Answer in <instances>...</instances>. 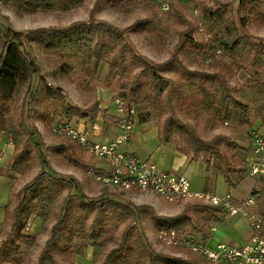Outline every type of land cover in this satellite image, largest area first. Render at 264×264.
Masks as SVG:
<instances>
[{
	"label": "rangeland",
	"instance_id": "1",
	"mask_svg": "<svg viewBox=\"0 0 264 264\" xmlns=\"http://www.w3.org/2000/svg\"><path fill=\"white\" fill-rule=\"evenodd\" d=\"M242 1L192 0L189 3L174 2L168 12L161 11L158 3L153 0H124L115 8L109 6L107 0H60L48 9H37L32 12H26L12 4H5L0 1V23L11 30L22 33L41 28L66 29L81 23L91 27L104 24L121 33L124 40V57L126 64L131 69L129 80L139 76L143 69L141 63L132 65L134 58L140 57L146 60L150 68L154 69L159 76L175 85L176 92L173 95V104L177 118L192 126L203 141H210L218 136L224 140L221 144L222 150L230 159L231 164L229 180L238 184L228 186L222 177L216 181L213 179L206 181L204 167L207 166L213 173H216L217 161L211 157L200 155L199 158L202 160L198 158L194 164H191L194 169L185 173L191 184V189L196 192H202L206 189L215 194L229 192L236 199H241L246 195L248 196L255 185V179L248 175L245 162L246 154L250 153L248 133L250 130H256L264 135V123L252 116L254 110L264 101V88L252 87L248 81L250 77L257 74L259 69L245 66L233 78L228 79L230 96L246 105V112L230 110L228 115L222 117L214 111H203L198 113L196 118H193L192 115L183 113L178 106L179 95L189 94L190 88L187 86L188 83L181 78L180 66L177 64H181L187 71L213 72V69L206 65L201 57L203 48L208 54L213 53L210 41L214 38V34L213 32L210 34L209 28L204 25V17L209 9L215 11L223 8L226 21L232 22L238 28L240 36H252L264 41V26L257 27L250 22L246 17V8ZM142 22L146 24L144 29L132 28L136 23ZM88 36L96 39L97 30L90 32ZM188 38H191L192 42L195 43L187 42ZM102 39L107 42V36L104 34ZM27 46L36 60L39 76L36 75L28 83L19 86L17 91L1 105L7 106L9 113L14 114L17 126L20 125V115L24 114L29 128L38 135L45 160L50 168L64 180L60 187L61 196L58 197L56 204L52 207L53 214L58 212V204L69 190L72 194L71 203L72 205L75 204L76 195L69 180L78 185V190L84 196L107 205V219L104 221L99 241L102 245L94 247L95 254L87 264H100L107 252L118 245L122 233L128 226L133 228L132 247L136 245L135 234L142 232L146 242L158 255H165L194 264H209L202 259L199 260L185 249L168 247L158 242L155 237L156 226L148 216L143 215L138 222H134L130 218H124L121 212L114 208L113 204L118 202L131 206H146L151 208L156 216L160 217H175L190 208L187 212L197 228L204 224L206 212L201 211L202 207L193 206L195 204L168 205L153 195H141L133 191L120 192L115 188L103 186L95 182L92 172H96L95 165L105 170L106 164L87 154L69 139L53 135L50 132L51 119L60 122L65 121V117L60 114L62 103L75 106L81 110L92 109L95 114L100 112L104 118L108 119L106 111L99 107H108L113 112V106L110 103L111 93L127 94L125 89L120 88V83L117 80L109 77L108 66L102 62L97 68H94L92 62L85 64L83 57L76 58L68 55L63 60L70 65L71 69L67 74L59 75L54 73L53 67L45 58L43 53L44 41H30ZM261 61L264 62V54L261 55ZM216 63L227 64L228 59L222 55L216 59ZM151 81L153 79L150 78L148 72L142 74L140 83ZM123 82H128V80L125 81L124 79ZM48 88L59 89L64 100L60 101L48 96L46 94ZM165 90H167V86ZM160 100L164 106L163 95H161ZM140 108L137 110L136 122L148 123L151 127L148 133H152L154 137L142 142L141 144L145 149H140V152L136 154L141 159L147 158L159 166V158L168 157L180 144L175 137L170 143L162 142L156 134L155 130L157 129L159 132L167 114L160 116L158 111L146 107ZM40 114H46L45 120L40 118ZM135 126L133 132H138L139 125L136 128ZM12 141L11 135L3 134L0 141L1 150L4 149L6 153L7 149L4 148V145L11 144L13 147ZM228 146L230 151H228ZM28 151L30 157L27 160L28 171L26 173L23 175L12 173V179L0 177V245L7 243V235L14 220L12 210L19 200L18 190L31 182L40 172L41 164L36 147L28 146ZM5 153L2 151L0 159ZM12 154L7 164L1 163L2 165H0V169L6 170L7 173L12 164ZM187 157L190 158L191 156ZM182 172L183 170H181ZM75 209L76 207L72 209L74 217L82 218V213ZM91 218L92 215L89 214L86 226H88ZM35 219L36 217L32 216L23 230V234L34 238L35 243L31 247L21 246L17 254L20 264H36L38 254L44 246V244L43 246L39 244L38 239L43 237L38 235L46 234L49 236V229L55 221L54 215H52L48 224L42 225L39 234H35L32 228ZM212 226L216 228V231L211 235V243L221 242L237 246L244 243L249 235L248 228L238 218L223 220L222 223H212L201 236L192 231L190 235L197 239H203L204 236L206 238ZM14 242L18 243L19 239L15 237ZM83 243V241L75 240L74 245L81 246ZM53 251L58 259L63 258L60 249L56 248ZM79 257L81 256L72 257L70 263L77 264L76 260H79Z\"/></svg>",
	"mask_w": 264,
	"mask_h": 264
},
{
	"label": "trees",
	"instance_id": "2",
	"mask_svg": "<svg viewBox=\"0 0 264 264\" xmlns=\"http://www.w3.org/2000/svg\"><path fill=\"white\" fill-rule=\"evenodd\" d=\"M0 1L12 4L26 12H32L37 9H48L60 0ZM122 2L124 0H107L108 5L114 8ZM242 3L246 8V17L250 22L257 27L264 26V0H243ZM204 18V25L209 28L210 34L212 32L214 34V38L210 41L213 53L208 54L203 48L201 57L204 63L213 69V72L187 71L181 64H177L180 66L181 78L188 83L187 86L190 88L189 94L179 95L178 106L183 113H188L193 118L203 111H214L222 117L228 115L230 110L246 112L247 106L230 96L228 79L233 78L245 66L253 69L258 68L257 74L250 77L248 81L252 87L264 88V62L261 61V55L264 54V41L252 36H240L238 28L232 22L226 21L223 8L215 11L207 10ZM145 26L146 24L142 22L136 23L132 28L142 30ZM96 30V39L88 36L90 32ZM103 34L107 36V42L102 39ZM188 39L187 42L195 43L191 38ZM30 41H44L45 58L53 67L54 73L59 75L67 74L71 69L70 65L63 60L68 55L76 58L81 56L84 58L85 64L92 62L94 68L104 62L108 66L109 77L117 80L120 83V88L127 91V94L120 96L133 103L136 110L146 107L158 111L160 116L167 114L158 132V137L162 142L170 143L175 137L180 144L177 151L182 155L191 156L195 160L200 155L215 159L217 161L216 171L224 176L228 186L234 185L229 180L231 175L230 159L223 152L221 146L224 140L218 136L210 141H203L192 126L177 118L173 104L175 85L159 76L154 69L150 68L146 60L140 57L134 58L132 65L141 63L143 69L139 76L129 80L131 69L126 64L124 57L123 35L111 26L101 24L91 27L81 23L66 29L41 28L22 33L11 30L0 23V141L3 134L11 135L13 140L10 170L7 173L6 170L0 169V177L12 179V173L23 175L28 171L27 160L30 157L28 146L36 147L41 164L40 172L17 192L19 200L12 210L14 220L7 235V243L0 245V263L20 264L17 254L21 246L31 247L34 245V238L23 234V230L32 216L41 218L43 225L48 224L52 215L55 219L50 227L49 236L38 254L36 264H69L72 257L81 256L87 247H100L102 245L99 242L103 231L102 227L107 219V205L81 194L78 185L70 180L69 183L76 195L75 204L71 203L72 194L69 190L58 204V212L53 214L52 207L61 196L60 187L64 180L50 168L45 160L38 135L29 128L24 114L20 115V125L17 126L14 114L9 113L7 106L1 105L17 91L19 86L28 83L32 77L39 76L36 60L27 46ZM218 51L219 54H217ZM222 55L228 59L227 64L216 63V59ZM145 72H148L153 81L140 83V78ZM124 79L128 82H123ZM166 86L167 90H165ZM46 94L57 100H64L59 89L48 88ZM161 95H163L164 106L160 100ZM60 114L65 117L64 122L73 117L94 120L96 116L92 109L81 110L63 103L60 106ZM252 116L264 123V101L254 110ZM45 117L46 114H40L41 119L45 120ZM228 151H230L229 146ZM1 153L0 148V156ZM248 154H246L245 162ZM261 188L258 213L264 215V182H262ZM113 206L126 219L130 218L132 221L138 222L143 215L148 216L154 222L157 230H173L180 235H190L192 231L201 236L210 224L222 223L224 220L220 210L199 204L193 206L202 207L201 211L206 212L204 224L199 228L194 226L192 217L187 212L190 208L175 217H160L146 206H131L118 202H114ZM74 207H76L75 210L82 213V218L74 217L72 212ZM89 214L92 215V218L86 226ZM132 231V226H128L124 230L118 245L107 252L100 264H194L156 254L150 244L146 242L142 232L135 234L136 245L132 247ZM15 237L19 239L18 243L14 242ZM75 240L84 243L81 246H76L74 245ZM56 248L60 249L63 254L61 260L53 251Z\"/></svg>",
	"mask_w": 264,
	"mask_h": 264
},
{
	"label": "built area",
	"instance_id": "3",
	"mask_svg": "<svg viewBox=\"0 0 264 264\" xmlns=\"http://www.w3.org/2000/svg\"><path fill=\"white\" fill-rule=\"evenodd\" d=\"M153 1L158 3L161 11L168 12L174 2L189 3L192 0ZM110 96L112 120L117 131L112 139L103 143L93 142L89 135L96 130L94 124L88 131L82 123L75 126L54 119L49 125L50 132L69 139L87 154L106 164L105 170L92 172L95 182L120 192L153 195L168 205L199 204L216 208L224 220H242L249 233L246 242L240 246L211 243V235L216 231L214 226L210 227L207 237L203 239L180 235L173 230H157L155 237L158 242L168 247L185 249L209 264H264V215L258 213V200L264 182V135L256 130L248 133L250 153L246 167L248 175L255 179V185L246 198L237 200L229 193L196 192L191 189L189 179L184 175L166 171L156 163L127 151L137 120V110L125 97L117 93H111Z\"/></svg>",
	"mask_w": 264,
	"mask_h": 264
},
{
	"label": "crops",
	"instance_id": "4",
	"mask_svg": "<svg viewBox=\"0 0 264 264\" xmlns=\"http://www.w3.org/2000/svg\"><path fill=\"white\" fill-rule=\"evenodd\" d=\"M99 108L101 110H103V111L104 110L106 111V115L108 116L109 120L107 118H104L103 115L100 112H98L96 114L94 120H90L89 118H84L83 119L81 117H73L71 119H66V120H67V122H69L71 124H74L75 126H78L79 124L82 123V124L85 125V127H86V129H88V131H90V128H91L92 124H94L96 126V130H95V132L93 134L89 135L90 139L93 142L103 143V142H106V141L112 139L116 135L117 131L114 128V124H113L114 122L112 121V112H111V110H109L108 107H104V106H101ZM135 125H136L135 128L137 127V125H139L138 126L139 127L138 128V132H133L132 131V135H131V139H130L129 145L127 147V151H129V152H131V153H133L134 155L137 156L136 153L140 152V149H142V150L145 149L144 146H142L141 143L145 142L148 138L154 137V136L152 135V133H148L149 129H151V127L149 126L148 123H138V122H136ZM155 131H156V134H158V130L156 129ZM4 148L7 149V151L5 153V150L4 149L2 150L5 154L0 159V161H1L0 165H2L1 163L7 164L8 160L10 158V155L12 154V151H13V147H12L11 144L4 145ZM197 160H194L191 157L189 158L187 156L182 155L175 148V151L172 152L171 155L169 154L168 157H163L162 156L161 158H159L158 161L160 163L159 166H161L162 169H164L166 171H169V172H172V173H175V174L184 175L185 177H187L185 173H187L188 170L191 171V170L194 169V167H192L191 164H194V162H196ZM199 160H202V158H199ZM5 164H3V165H5ZM204 166H205V164H204ZM94 168H95L96 172H101V169H102L101 167H97V165H95ZM181 170H183L184 173L183 172L181 173ZM178 172H180V173H178ZM204 177H205L206 181L212 180V179L214 181H216L218 178L222 177L223 180L225 181V183L227 184V182L224 179L223 175H221L219 172L213 173L211 171V169H209L207 166L204 167ZM233 183H234L233 186L238 184V183H235V182H233ZM208 192H212V191L208 190ZM226 193H229V192H226ZM222 194H224V193H222ZM230 195L233 196L232 194H230ZM246 196L244 198H246ZM244 198H241V199H244ZM241 199H237V200H241ZM42 225H43V221L41 220V218L36 217V219L34 220V222L32 224V228L34 229L35 234H37V233L39 234L40 230L42 229ZM38 236L39 237H43V238L38 239L39 244L41 246H43V244L45 243V241L48 238V235L39 234ZM245 242L246 241H244V243ZM244 243H242V244H244ZM237 246H240V245H237ZM93 249H95V248L90 246L86 250H84L83 251V255H81V257H79V260H76L77 264H87L88 261L91 258H93L94 254H95V251Z\"/></svg>",
	"mask_w": 264,
	"mask_h": 264
}]
</instances>
